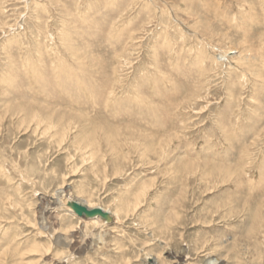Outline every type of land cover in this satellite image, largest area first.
<instances>
[{"label":"rangeland","instance_id":"374dc122","mask_svg":"<svg viewBox=\"0 0 264 264\" xmlns=\"http://www.w3.org/2000/svg\"><path fill=\"white\" fill-rule=\"evenodd\" d=\"M212 261L264 264V0H0V264Z\"/></svg>","mask_w":264,"mask_h":264},{"label":"bare ground","instance_id":"6f19581e","mask_svg":"<svg viewBox=\"0 0 264 264\" xmlns=\"http://www.w3.org/2000/svg\"><path fill=\"white\" fill-rule=\"evenodd\" d=\"M160 84V83H159ZM86 201V200H85ZM78 203L79 205L83 206L84 208L88 209V210H95V209H101L104 211V213H107L109 214V217H110V221H106L104 220L103 218H101L100 216H96V217H93V218H88L86 217V215L84 216H80L79 214L76 213V211L70 206V204L72 203ZM87 202V201H86ZM88 203V202H87ZM57 204V201L53 200V201H50L48 202V205L45 207V214L48 215V218L52 219V220H55L57 218V216L55 215V211H56V207L55 205ZM59 205V204H58ZM65 205L69 208L70 212L73 214V215H76L80 218H83L85 219L86 221H90L91 223L94 222H99L100 224L104 225L105 223H113L114 219H113V215L111 214V212L109 210H106L104 208H102L101 206H97V207H93V206H90L89 204H86L84 201H80L78 199H74V198H68V200H66V203ZM68 210V211H69ZM89 222V223H90ZM98 225V224H97ZM100 225V226H102ZM44 228V227H43ZM61 239V238H60ZM86 239V238H85ZM83 239V241L85 240ZM100 239V238H99ZM67 241V239H64V242ZM81 241V242H83ZM69 243V241H68ZM153 264H155L154 262H152ZM217 264L216 261H212L211 264Z\"/></svg>","mask_w":264,"mask_h":264},{"label":"water","instance_id":"95a60500","mask_svg":"<svg viewBox=\"0 0 264 264\" xmlns=\"http://www.w3.org/2000/svg\"><path fill=\"white\" fill-rule=\"evenodd\" d=\"M70 206L76 211L77 214H79L80 216H84L86 215V217L88 218H93L96 216H100L101 218H103L106 221H110V217L109 214L104 213L103 210L101 209H95V210H88L86 208H84L83 206L79 205L78 203L74 202L72 204H70Z\"/></svg>","mask_w":264,"mask_h":264}]
</instances>
